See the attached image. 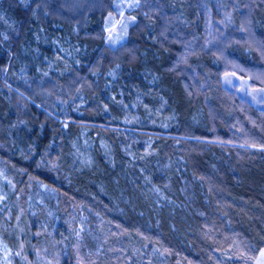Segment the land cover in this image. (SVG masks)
<instances>
[{
	"label": "trees",
	"instance_id": "obj_1",
	"mask_svg": "<svg viewBox=\"0 0 264 264\" xmlns=\"http://www.w3.org/2000/svg\"><path fill=\"white\" fill-rule=\"evenodd\" d=\"M164 1L183 4L180 21L188 26L177 27L166 8L153 13L142 0L127 44L113 51L101 31L104 5L67 19L35 11L36 0H0V66L18 79L44 73L54 84H67L74 71L80 76L67 94L58 93L65 110L26 87L21 114L0 77V130L5 139L10 134L16 164L28 169L23 187L27 174L39 178L89 211L76 216L77 238L59 210L62 227L47 223L34 235L25 228L27 256L17 251L13 264H75L78 249L95 247L99 227L114 234L110 222L130 242L118 264H253L264 245V105L221 81L233 70L264 85V74L252 73L264 71V59L228 31L204 47L194 27L203 22L196 0ZM250 28L264 43V0H253ZM228 57L235 64L224 65ZM6 125L12 130L4 132ZM47 149L54 153L44 155ZM2 236L11 247L20 239ZM236 244L251 257L232 249ZM100 254L93 264H112Z\"/></svg>",
	"mask_w": 264,
	"mask_h": 264
},
{
	"label": "rangeland",
	"instance_id": "obj_2",
	"mask_svg": "<svg viewBox=\"0 0 264 264\" xmlns=\"http://www.w3.org/2000/svg\"><path fill=\"white\" fill-rule=\"evenodd\" d=\"M244 1L245 0H243V4H241L243 8L239 13V17H236V20L234 10L240 7L239 0H196L194 8L195 16L198 17L203 15V22L199 28L198 22L196 21L194 23L196 29L195 32L203 39V46L206 47L207 44L216 41L218 38L217 36L219 35L222 36L219 37V40H225L227 37L225 32L228 31L233 38L239 39L240 41L243 39L242 41L245 40L253 47L255 46L258 49L260 56L264 59V43L260 41L259 36L255 35L250 28V6H252L253 0H247L245 3ZM106 2L109 3L108 0H106ZM144 2L146 4L148 3L147 8L154 11L153 13L156 11L162 12V9L166 8L169 19L177 27L182 25V27L185 25L188 26L189 23L187 20H185L186 23L180 21L182 14L179 10L184 9L183 4L181 7L179 6V8H176L174 3L172 4L171 2L169 4V2L164 0H144ZM33 3L34 1L31 2V5ZM141 4L142 0H111L110 4L106 5L105 0H36L34 10L39 13L49 10L54 14H58L62 18H67L68 15L74 19H78L83 15L85 10L104 5L106 12L103 16L101 28L103 40L110 47L117 48L113 51H119L118 48L124 47L127 44L126 39L129 25L136 19L135 9L140 7ZM165 18L168 17L165 16ZM165 22L166 24L168 23V21ZM235 24H238L239 26H235ZM241 31L242 35L238 37V35L241 34ZM163 32L164 27H161L159 33L161 34ZM196 48L200 49L199 46ZM127 54L131 55L129 52ZM111 57L112 55L109 56V58ZM225 64H235V60L228 57L224 62V65ZM9 71L10 70H8L5 65L0 66V77L8 81L11 86L9 88V96L12 99L11 104L15 114H21L24 112L20 105L23 102L22 93H24V88L26 87H28L32 93L35 91L38 97H44L49 105L65 110L63 103L58 104L57 102V100L61 98L58 93H61V91L64 90L65 94H67L68 85H72L74 78H77V81L80 78L79 75H76V71H74V75L71 76V78L67 77V84L65 82L59 84V81H55L56 78L52 76L56 83L54 84L49 77H46L47 75L42 76L44 73L38 78L22 77L18 79L9 74ZM204 71H206V69H204ZM182 72L188 74L187 72L191 71ZM257 72L264 74V71L262 70L252 71L254 74ZM187 81L193 84L192 80L189 78H187ZM221 81L227 87L234 86L238 93L246 96L250 102L256 103L260 106L264 105V85L251 84L247 75H241L233 70H224L221 74ZM6 126L4 132L12 130L9 129L12 126ZM236 126H239V124H236ZM6 134L7 139H5L4 134L0 130V264H13L11 257L17 251L20 253L24 252V256H27V251L23 246L21 238L22 234H24L25 228L29 229L32 235H34L39 229L45 228L47 223L50 224V228L62 227L58 225L59 216L57 210H59L64 211L63 213H59L63 216L62 220L63 223L67 225L66 228L70 230L71 227L72 233H75L76 236L78 232V223L76 225L77 214L82 218L88 214L89 211L87 210L88 205L84 202L79 203L78 198V201L74 202L67 192L56 191L51 184H47L39 178L30 177L28 174L26 175V179L29 182L25 184L28 188L25 190L23 187L24 183L22 182L21 172H27L28 169H22L16 164L17 160L14 157L15 152L11 148L10 139H8L10 134ZM15 136L18 137L17 135ZM14 149L19 151L22 150L20 145L18 148ZM28 150L29 147L26 146L25 151ZM53 153L54 150L51 149L44 151V155H51ZM25 214L28 218V223L30 222L33 224L32 227H28V224L25 223ZM102 223L103 221L101 224ZM105 223L108 227L107 221ZM111 223L115 226L113 227L114 234L110 232L108 228L106 229L103 226L99 227L98 231L95 233L96 241L94 248L89 249L86 245V248H80L76 241L74 242V246L77 245L80 248L78 249L80 252L76 251L75 264H93L96 260L97 253L105 254L103 258H111L112 264H118V261L116 260L119 255H125L127 252V255L129 254L130 247L128 246L130 245V242L128 241V238L122 234L123 230L120 225L118 227L113 222H110V224ZM89 227L95 231L92 222H89ZM3 233L7 235L10 241L20 234L17 246L11 247L9 243L6 242L7 239L5 240L2 236ZM109 233H111V235ZM44 249L45 247L39 248L36 250V253L38 252L39 256H42V250ZM232 249L240 251L242 253L241 256L246 254V256L248 255L251 257L248 252L242 251L240 244L232 246ZM28 260V262H30L32 259ZM136 261L138 264H142V258H137ZM252 261L253 264H264V245L257 250ZM103 262L106 263L107 261L104 259Z\"/></svg>",
	"mask_w": 264,
	"mask_h": 264
}]
</instances>
